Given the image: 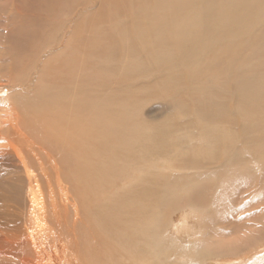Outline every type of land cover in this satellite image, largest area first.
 Masks as SVG:
<instances>
[{
    "label": "rangeland",
    "instance_id": "obj_1",
    "mask_svg": "<svg viewBox=\"0 0 264 264\" xmlns=\"http://www.w3.org/2000/svg\"><path fill=\"white\" fill-rule=\"evenodd\" d=\"M218 1L78 0L73 5L78 7L72 13L75 15L69 17L65 13L66 17L58 20L61 26L50 34L55 50L40 56L34 52L24 65L17 61L26 55L25 45L23 52L18 47L16 53L11 50L9 40L18 42L12 34L18 33L21 26L36 24L39 5L35 0H0V264L130 262H122L125 253L112 246L117 245L114 232L126 226L123 222L128 216L126 212L115 217L118 225H104L111 202L127 188V176L117 174L115 169L103 173L93 166L91 159L90 180L98 184L85 188L86 178L75 177L81 174L87 160L70 163L57 147L65 141L60 142L54 132L66 128L63 123L69 118L55 114L58 107L51 105L52 100L46 106L43 98L51 99L52 94L63 88L71 95L76 86H82L78 96L80 106L68 116H80L84 128L91 119H95L97 126L102 108L111 117L106 122L123 135L121 122L132 127L141 125L139 128L150 132L152 124L157 126L161 122L174 130L175 122L170 120L175 117L180 124L176 129L185 126L191 118H199L202 107L192 97L200 87L204 95L220 96L221 103L214 112L222 120L218 127L233 135L229 153L221 154L219 163L194 165L187 161V164L183 162L184 167L182 152L174 155L176 159L170 167V159L163 157L162 165L157 164L159 167L153 170L161 172L166 180L169 176L172 179L152 186L148 207L150 211H161L162 194L168 187L176 186L180 189V201L164 213V219L170 237L174 236L178 244L182 247L192 244L197 253L214 247H252L259 253L243 264L264 261V108L261 107L264 95L249 96V102L239 100L241 90L235 83L241 84L244 75L257 77L258 74L247 71L252 65V55L232 54L234 45L255 41L257 31H262L264 24L261 21L257 24L250 12V18L240 16L241 5L233 11L228 7L226 11V0L222 4ZM178 3L180 7L176 10L165 8ZM258 4L264 7V0ZM210 8L213 9L208 11ZM212 14H216V20ZM209 17L216 25L214 31L208 30L205 18ZM150 24L156 26L164 41L157 38ZM243 25L246 32L240 33ZM219 35L220 39L215 41ZM19 43L22 44L21 40ZM73 66L75 73L70 72ZM78 75L80 83L76 82ZM88 106H94L93 111ZM236 107L243 113L238 115L239 126L235 124ZM238 130L239 135H234ZM187 132L193 138L199 133ZM200 142L203 143L202 139ZM92 145L87 153L98 151L99 144ZM109 159L116 160L102 155L98 165L102 168ZM237 159L241 164L233 162ZM246 162L255 163L252 172ZM150 165L154 166L153 160L146 162L145 168ZM103 174L107 177H101ZM135 187L132 183L128 186L132 195ZM191 192L197 196L193 202L188 201ZM206 196L215 198L213 204H205Z\"/></svg>",
    "mask_w": 264,
    "mask_h": 264
},
{
    "label": "bare ground",
    "instance_id": "obj_2",
    "mask_svg": "<svg viewBox=\"0 0 264 264\" xmlns=\"http://www.w3.org/2000/svg\"><path fill=\"white\" fill-rule=\"evenodd\" d=\"M35 1L39 5L38 16L34 14L36 16L35 17L36 24H32V26L24 25L25 26L24 28H22L23 26H21V30L18 31V33L12 34L13 36L12 38L19 39V41L21 40L22 44L19 43V41L13 42L11 39L9 40L10 43L12 44L11 50L14 49L16 53L18 52V47H19L20 53L23 52L22 45H25L26 51L24 53L26 55L23 58H21L22 59L21 61H17L18 63L24 64V65L27 63L26 60H28L34 52L36 54H38L39 52L40 53L39 56H40L41 53L43 54L45 51H51L53 49L55 50L54 48L55 43L50 41V36H51L50 34L57 30L56 29L57 26L58 27L61 26V25L60 26L58 25V20H60L62 17H66L65 13H69V17H70V14L75 13V10L78 9V7L76 8L73 6L75 3H77L78 0H59L63 2V4H61L58 0H44V1L35 0ZM223 1L224 0H219L218 2L221 3ZM259 1L260 0H234V1L226 0V5L224 8L227 11L229 7L228 10L233 11L234 7L241 5L240 11H239L240 16L250 18V15L248 13L250 12L252 13L253 20L257 24H260V21L264 24V7L258 4ZM214 3L215 5H217L216 1ZM179 5L180 3H178V5L173 4V6H165V8L168 9V11H172L173 9L176 10L177 8H179L180 7ZM70 6H71V9H70ZM78 6H81L79 5V2H78ZM30 9H27V11L31 12L29 11ZM212 9L213 8H210L208 11ZM206 10H207V7H206ZM28 15L30 14L28 13ZM72 15H75V14H72ZM212 16L214 17V20H216V14H212ZM71 20L72 19H70V22ZM205 20L207 23L208 30L214 31L216 29V25L213 23L212 19L209 17L208 19L205 18ZM40 22L41 24L38 25ZM150 27L154 30V32L153 31L151 32H153L160 41H164L161 38L156 26L153 24H150ZM8 29H9V26H8ZM176 31L180 32L178 29H176ZM167 32H171V30H168ZM245 32H246L245 26L243 25V27L240 28V33H245ZM6 34L8 33L6 32ZM9 35H10V32H9ZM256 35L258 37L255 41L253 42L246 41L244 44L240 43V45H234V47L232 48V54L240 55L243 52H248L250 55H252L254 57L253 59H250V62H251L250 64L252 65L247 69V71L254 75L258 74L257 77L255 76L250 77L248 75H244L240 80L241 84L235 83L241 90L239 100L242 102H249L247 100L249 96L264 95V58H263L264 57V27L262 31L260 32L257 31ZM139 36H142V35L140 34ZM219 39H220V35L215 39V41H218ZM225 47L227 49H230L229 45H225ZM1 56L2 54H0V59H1ZM231 58L234 59L235 57H231ZM5 60L9 61L10 59L9 60L5 59ZM13 63L14 62H12L11 64ZM196 64L198 65L199 63L196 62ZM70 68H72L70 72L75 73L76 71L75 67L73 66ZM78 77L79 75L76 78V82L80 83L78 80ZM228 82L230 83L231 80L229 79ZM62 87H63V84L61 88H59V91L62 89ZM80 88H82V86L80 87L76 86L75 90H73L74 93H72L71 95H68L67 93H69V91L63 88L62 91L59 92L60 95L59 93H56L55 95L52 94L50 96L51 99H48L46 95L47 98H43V101H46V106H48L47 102L49 100H52L51 105H54V108L58 107L56 111L54 110L55 114H58L62 117L69 118V120L63 123L67 125L66 128L57 130L56 132H54V135L60 142L65 141V143L62 144L61 147L59 146L57 147L59 149L61 148V151L64 152L65 154L64 157L68 156L70 163L77 164L81 162L82 159L87 160V164L81 167L82 175L79 174L77 177H75L76 179L78 178L80 179V177L86 178V183H84L85 188H88V187L92 188L94 186H97L98 184V183H95V180H90L89 170L92 167L89 164L91 162L90 161L91 159L93 160V166L96 168L98 166L101 172L107 173L108 170L115 169L117 171V174L124 175L125 177L127 176L128 178V183H126L127 185L126 190L124 189L123 193L119 194L116 200L113 199V201L111 202V207L108 209V214L106 213V215L104 216L107 219L104 225L111 226L113 224L114 225L119 224L115 220V217H119L124 212H126V215H128L127 217L123 218V222L125 223L126 226H124L121 229H118L117 230L118 232L116 234L114 232L117 245L115 244L112 245L116 247L115 249L122 250L125 253V255L121 254L124 257L126 256V258L122 260V262L130 261L129 263L127 262L126 264H243L244 262L248 261L251 256L255 255L258 252L256 248L253 249L252 247L251 249L250 248L245 249V247L239 248V249L214 247L212 249L203 250L197 253L196 252L197 249L195 250V246H192V244L187 245V246L183 245L184 247L178 244L176 242L178 240L175 239L174 236L170 237L172 235H171V232L167 231L166 227L168 225L164 219V213H166L167 210L171 211L169 210L170 208L174 209V207H176V204H178V202L180 201L179 199L181 197L178 196V192L180 191V189H178L176 186H173L170 189L168 187L166 191L162 194V196L164 197L160 200L161 211H159L160 209L155 210V211L154 210L150 211V208L148 207V202L152 201V199L149 198L151 190L153 189L152 186L157 187L158 183H167V181L172 179V177L169 176L167 177V180H166V178H164V175L161 172L159 171L155 172L153 170L155 167H159L157 164L162 165L161 163H163V157L170 159L171 163L168 165V167H170L172 165V161L176 159L174 155L177 156L178 154L179 156L180 152H182L183 157H180V158H183L181 162V166L184 167L183 162L187 164V161L194 162V165L197 163L199 164L200 163H211L213 161L216 163H219L220 155L229 153L230 148H231L230 145L232 146L231 140H232L233 135L232 133H230V131H224L218 127L219 124H222V120L221 118H218V114H216L217 111L214 112V109L221 103L222 98L220 96H218L216 93L204 95L203 88L202 87L198 88L197 94L193 96L192 98H195L198 106L202 107L200 111L197 110V112L199 111L198 113L199 118L197 119L191 118L189 120V123L185 122L187 124H185V126L183 124L182 127L179 128V129H182L180 131L179 129H176V125L178 126L180 124H178L179 123L178 119L176 120V117H175L170 120V123L175 122L174 130L173 128L170 127L169 124H163V122H161L157 126H155V124H152L153 125L152 130H150V132H145L142 128H139L141 127V125H138V127H136V125L135 127H132L126 124L125 122H121V125H123L122 128L125 131L123 135L117 131L115 126H111L110 123L106 122V121H109L111 117L102 108L98 107L99 108V114H98L99 120L97 119L98 121L97 126L95 125V119H91L87 122V125H86L87 127L84 128L80 116L78 118H77V115L68 116L70 112H77L80 106V99L78 97L81 95ZM219 88L223 89V86L220 85ZM262 103L263 105H261V107L264 108V102ZM93 107L90 108V106H88V108L92 111L94 109ZM237 109L239 108L236 107L235 116L237 120L235 124L239 126L240 118H238V115H242L243 113H241V111L240 112L237 111ZM41 121L45 123V122H48V119H41ZM127 128L128 130L126 131ZM187 131H196L199 133L195 138H193L190 135V133ZM233 134L238 136L239 130L234 132ZM204 136H205V140H204ZM197 137H199V140H196ZM201 139H202V142L204 140L202 144L200 142ZM254 141L255 140L252 138L251 142H254ZM92 144L94 145L99 144L98 151L87 153L89 145H91V147L93 148ZM171 148H175V150L173 151L171 150ZM131 151L133 152L131 153ZM169 152H171L172 154L170 155ZM84 153L85 154L87 153V155L85 156ZM102 155L106 156L107 158H113L116 160L109 159L107 164H105L101 168L98 165V162H101L100 156ZM230 157L232 156L230 155ZM155 159L158 162H156ZM150 160L154 161V166L150 165L149 168L146 169L145 163ZM245 160L248 161V159L246 158ZM233 162H239L238 164H241V161L238 159L234 160ZM26 164L27 162L25 163V165ZM246 164L248 165L247 167L249 168V170L252 172L253 168L255 167L254 166L255 163L253 164V163L246 162ZM56 165H58V163H56ZM135 171H139V174L136 175ZM101 177H107V176L105 175ZM202 182H205V178H203ZM130 183H132V185H136L133 195L131 194V191L128 189V186ZM216 187H219V186H216ZM186 191L188 192V189ZM190 194L191 195L188 198V201L193 202L195 200L193 198H196L197 196H195L194 195L195 193L193 192H191ZM214 199L206 196L204 198L205 204L206 202L207 204L209 203L208 205L213 204L211 203V201L212 200L214 201ZM80 201L81 203L83 202V200H80ZM83 209H85V207ZM94 211H96V209ZM78 217H79V214H78ZM81 217L82 216H80V218ZM84 221L86 220L84 219ZM210 221H211V218L209 222ZM80 224L81 223H79V225ZM92 231L99 234V232L97 231V228L96 229L93 228ZM106 249H108L107 246H106ZM120 258H122V256ZM263 262L264 261L262 260H259V261L257 260L256 262L254 261L253 264H263ZM248 264H252L251 261Z\"/></svg>",
    "mask_w": 264,
    "mask_h": 264
}]
</instances>
